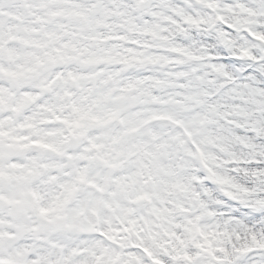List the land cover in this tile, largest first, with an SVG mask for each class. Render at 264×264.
<instances>
[{
	"label": "snow or ice",
	"instance_id": "snow-or-ice-1",
	"mask_svg": "<svg viewBox=\"0 0 264 264\" xmlns=\"http://www.w3.org/2000/svg\"><path fill=\"white\" fill-rule=\"evenodd\" d=\"M0 264H264V0H0Z\"/></svg>",
	"mask_w": 264,
	"mask_h": 264
}]
</instances>
